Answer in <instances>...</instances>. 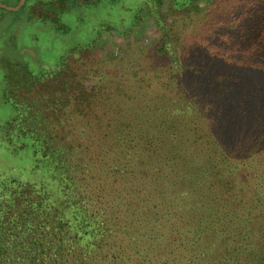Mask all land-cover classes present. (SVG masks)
<instances>
[{
    "label": "trees",
    "instance_id": "trees-1",
    "mask_svg": "<svg viewBox=\"0 0 264 264\" xmlns=\"http://www.w3.org/2000/svg\"><path fill=\"white\" fill-rule=\"evenodd\" d=\"M32 9L71 12L91 35L53 72L6 65L20 112L1 138L33 165L0 175V264H264V0ZM144 12L169 60L160 74L133 70L101 93L72 77L103 32L134 37Z\"/></svg>",
    "mask_w": 264,
    "mask_h": 264
},
{
    "label": "rangeland",
    "instance_id": "rangeland-1",
    "mask_svg": "<svg viewBox=\"0 0 264 264\" xmlns=\"http://www.w3.org/2000/svg\"><path fill=\"white\" fill-rule=\"evenodd\" d=\"M46 1L52 0H26L17 11L0 7V129L20 112L15 93H11L5 80L6 65H23L32 75L37 76L50 73L57 68L63 54L77 44L88 43L90 39L91 25L86 23L82 29H76L74 14L71 12L60 17L56 11V19L52 22L38 18L39 13L32 8ZM18 2L0 0L1 5L12 8ZM51 8L45 6L46 10ZM133 34L134 37H129L103 32L88 54L73 61L70 68L72 77L80 79L81 84H88L91 92L101 93L104 89L119 92L116 81L122 82L133 70H144L152 76L157 69L160 74L169 60L156 50L160 32L152 16L144 12ZM35 93L34 89H30L28 94ZM33 99L39 101L37 96H33ZM32 165L31 149H17L14 152L0 134V175H13L25 180L30 175Z\"/></svg>",
    "mask_w": 264,
    "mask_h": 264
},
{
    "label": "water",
    "instance_id": "water-1",
    "mask_svg": "<svg viewBox=\"0 0 264 264\" xmlns=\"http://www.w3.org/2000/svg\"><path fill=\"white\" fill-rule=\"evenodd\" d=\"M26 0H19L18 5L16 7H5L3 5L0 4V7L2 8H6L7 10H11V11H17L24 3Z\"/></svg>",
    "mask_w": 264,
    "mask_h": 264
}]
</instances>
